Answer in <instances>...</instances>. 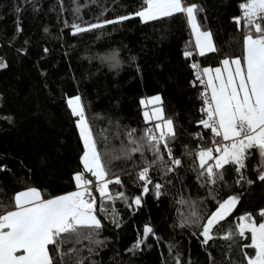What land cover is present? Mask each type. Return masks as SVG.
Wrapping results in <instances>:
<instances>
[{
  "label": "snow or ice",
  "instance_id": "snow-or-ice-1",
  "mask_svg": "<svg viewBox=\"0 0 264 264\" xmlns=\"http://www.w3.org/2000/svg\"><path fill=\"white\" fill-rule=\"evenodd\" d=\"M31 3L36 11V0ZM59 4L63 11V0ZM72 4L75 19L70 25L67 20L64 23L73 35L105 30L133 17L147 25L179 14L193 38L183 51L186 62L194 53L204 57L218 51L213 33L204 29L198 19H206L203 15L206 9L196 0H141L134 12L114 18L105 17L108 8L104 7L94 22L84 21L79 15L82 6L77 0H72ZM13 7L16 13L21 12L20 6ZM238 11L233 20L241 34L242 55L225 56L221 66L215 68L201 67L195 61L189 64L193 77L189 84L197 89L200 106L198 116L190 122L195 127L184 130V143H180L182 133H178L174 117L165 115L160 95L150 98L151 110L143 111L144 127L121 126L109 120L108 127L98 132L89 120L82 95L66 99V108L82 142L79 155L82 167L70 177L75 190L50 194L38 186L25 185L23 190L9 195L0 187V195L4 197L0 199V264H98L95 257L108 243L107 237L101 238L106 227L104 221L115 229L123 226L115 206L117 201L135 213L143 207L150 192L158 200L169 186H175L174 182L181 185L177 203L187 206V212H178V222H174L173 228L193 230L191 234L200 240L208 264H221L209 251L216 247L217 240L226 242L221 247L227 251L219 253L224 257L223 264L231 261L233 243L240 249H248L241 251L243 264H264V208L259 209L258 215L252 212L238 215L234 227L220 232L222 222H228L227 218L233 215L251 186L257 181L264 184V0H242ZM15 31H22L18 19ZM17 51L26 54L25 49ZM43 51L47 53L48 49ZM104 59L114 68L121 65L116 52ZM7 67V62L0 59V69ZM136 70L140 71L139 66ZM140 104L144 106L145 101ZM3 119L14 123L12 117ZM114 142L118 146L114 147ZM178 144L181 150L177 153ZM113 160L130 163L131 168L114 171ZM5 171L10 169L0 165V172ZM182 172L194 174L198 188L205 190L203 197L183 195L182 190L188 186ZM122 176L131 178V183L140 190L138 195L126 194ZM18 183L24 184V180ZM222 191L224 195H220ZM209 203L214 210L206 209ZM149 237L156 244L162 240L146 223L142 234L138 232L126 251L135 256L145 247L151 248ZM175 247L169 243L168 254L175 264H181V253L176 251L173 255Z\"/></svg>",
  "mask_w": 264,
  "mask_h": 264
},
{
  "label": "trees",
  "instance_id": "trees-1",
  "mask_svg": "<svg viewBox=\"0 0 264 264\" xmlns=\"http://www.w3.org/2000/svg\"><path fill=\"white\" fill-rule=\"evenodd\" d=\"M77 2L82 6L79 15L83 20L94 22L104 7L108 8L105 17L114 18L134 12L141 0ZM196 2L206 9L203 14L206 19H198L204 29L213 33L218 51L204 57L194 53L186 62L183 51L193 38L179 14L147 25L133 17L120 25H109L105 30L73 35L64 23L67 20L70 25L75 19L72 0H63V11L59 0H36V11L31 0H0V59L8 64L7 68L0 69V165L10 169L0 172V187L9 195L23 190L25 185L38 186L50 194L75 190L70 177L82 167L79 164L82 142L65 103L74 94L82 95L89 120L97 132L108 127L109 120L121 126L144 127L140 101L160 95L165 115L174 117L177 131L182 133L180 143H184V130L195 127L190 122L198 116L200 106L199 93L189 84L193 78L189 64L195 61L201 67L215 68L225 56L242 55L241 34L233 20L239 14L238 4L242 0ZM14 5L21 7L20 13L14 11ZM17 19L22 28L19 33L15 31ZM44 48L48 49L47 53ZM17 49H25L26 54ZM112 52L121 61L119 68L104 59ZM197 88L202 90L200 85ZM3 117H12L14 123H8ZM113 146H118V142ZM180 150L178 144L177 153ZM112 168L119 172L121 168H131V164L113 160ZM181 175L188 186L182 190L184 196H204L205 190L198 188L194 174L182 172ZM20 179L24 184L18 183ZM122 179L128 196L140 193L131 178L122 176ZM174 185L158 200L150 192L144 198L143 207L135 213L117 201L115 206L123 226L115 229L104 221L106 227L101 238L107 237L108 243L95 257L98 264H175L167 251L169 243L176 246L173 255L176 251L181 253V264L188 261L208 264L200 240L191 234L193 230L173 228L174 222H178V212H187V206L177 203L181 185L178 182ZM260 208H264V184L257 181L242 196L228 222H222L220 232L234 227L238 215L245 212L258 215ZM206 209L214 210L213 204H207ZM146 223L151 224L162 240L156 244L149 237L152 247H145L133 256L126 249L135 242L138 232L142 234ZM244 242L250 240L241 243ZM225 243L217 240L216 247L209 249L221 264L224 257L219 253L227 251L221 247ZM241 251L248 249H240L233 243L229 264H243Z\"/></svg>",
  "mask_w": 264,
  "mask_h": 264
},
{
  "label": "rangeland",
  "instance_id": "rangeland-1",
  "mask_svg": "<svg viewBox=\"0 0 264 264\" xmlns=\"http://www.w3.org/2000/svg\"><path fill=\"white\" fill-rule=\"evenodd\" d=\"M221 66V65H220ZM219 66V67H220ZM154 97V96H153ZM150 98L151 97H149V98H145V99H142V100H144L145 101V105L144 106H142L143 107V111H145V110H151V108L153 107V105L151 104V103H149V100H150Z\"/></svg>",
  "mask_w": 264,
  "mask_h": 264
},
{
  "label": "crops",
  "instance_id": "crops-1",
  "mask_svg": "<svg viewBox=\"0 0 264 264\" xmlns=\"http://www.w3.org/2000/svg\"><path fill=\"white\" fill-rule=\"evenodd\" d=\"M207 54V53H206Z\"/></svg>",
  "mask_w": 264,
  "mask_h": 264
}]
</instances>
